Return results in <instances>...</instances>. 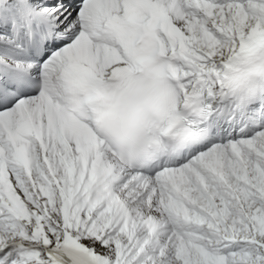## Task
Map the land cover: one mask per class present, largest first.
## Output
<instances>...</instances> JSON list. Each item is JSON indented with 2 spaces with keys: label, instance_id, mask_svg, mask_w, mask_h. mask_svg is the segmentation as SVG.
I'll use <instances>...</instances> for the list:
<instances>
[{
  "label": "snow or ice",
  "instance_id": "1",
  "mask_svg": "<svg viewBox=\"0 0 264 264\" xmlns=\"http://www.w3.org/2000/svg\"><path fill=\"white\" fill-rule=\"evenodd\" d=\"M0 264H264V0H0Z\"/></svg>",
  "mask_w": 264,
  "mask_h": 264
}]
</instances>
